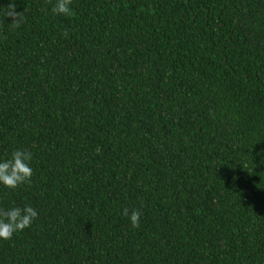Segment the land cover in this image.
Masks as SVG:
<instances>
[{
  "label": "trees",
  "instance_id": "obj_1",
  "mask_svg": "<svg viewBox=\"0 0 264 264\" xmlns=\"http://www.w3.org/2000/svg\"><path fill=\"white\" fill-rule=\"evenodd\" d=\"M56 2L0 0V264H264V0Z\"/></svg>",
  "mask_w": 264,
  "mask_h": 264
},
{
  "label": "clouds",
  "instance_id": "obj_2",
  "mask_svg": "<svg viewBox=\"0 0 264 264\" xmlns=\"http://www.w3.org/2000/svg\"><path fill=\"white\" fill-rule=\"evenodd\" d=\"M71 4L72 0H57L52 12L71 16ZM4 15L11 19L13 27H19L24 21L23 14L17 11L15 0H9ZM67 35V31H65L64 36ZM31 160L32 153L30 151L25 149L14 150L10 159L0 162V184L6 188L14 189L26 182L30 183L33 175V169L30 166ZM122 214L129 217L133 228L140 226L141 210L129 211L128 208H124ZM37 216L38 212L29 205H25L23 208L18 206L11 209L0 208V239L10 240L15 232L31 227Z\"/></svg>",
  "mask_w": 264,
  "mask_h": 264
}]
</instances>
